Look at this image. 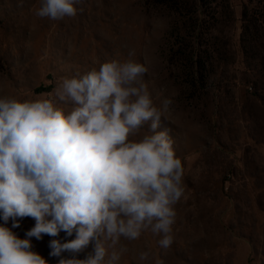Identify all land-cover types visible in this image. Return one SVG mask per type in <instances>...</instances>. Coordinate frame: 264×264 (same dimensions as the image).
<instances>
[{
    "label": "rangeland",
    "instance_id": "374dc122",
    "mask_svg": "<svg viewBox=\"0 0 264 264\" xmlns=\"http://www.w3.org/2000/svg\"><path fill=\"white\" fill-rule=\"evenodd\" d=\"M224 4L205 8L215 25L202 28L201 42L216 41L219 49L210 77L196 83L190 63L172 53L175 30L196 17L191 9L178 12L154 0H79L74 17L51 20L36 15L40 0H0V98L53 99L67 114L71 105L54 97L64 78L132 59L147 68L142 79L154 105L172 100L157 131H168L184 170L173 243L161 248L150 229L135 240L121 237L117 249L127 251L117 264H264V0ZM244 10L254 27L243 37ZM218 12L225 15L216 22L211 16ZM147 132L145 125L130 139ZM34 225L25 217L18 228L11 220L5 226L24 239ZM74 238L64 232L33 237L32 250L58 264L60 258L49 255L50 240ZM94 246L76 258L86 259ZM144 251L149 258L141 261Z\"/></svg>",
    "mask_w": 264,
    "mask_h": 264
},
{
    "label": "clouds",
    "instance_id": "9594fccd",
    "mask_svg": "<svg viewBox=\"0 0 264 264\" xmlns=\"http://www.w3.org/2000/svg\"><path fill=\"white\" fill-rule=\"evenodd\" d=\"M77 3L40 0L36 15L74 17ZM146 72L132 59H113L64 78L54 97L71 105L67 114L53 99L0 98V264H48L31 238L61 232L75 238L50 240L58 264H117L127 251L117 249L121 237L135 240L148 229L161 248L172 245L184 170L168 131H157L172 100L154 105ZM145 125L146 134L130 139ZM25 217L35 225L21 239L5 225L18 228ZM92 241L94 253L77 259ZM148 258L147 251L139 255Z\"/></svg>",
    "mask_w": 264,
    "mask_h": 264
},
{
    "label": "trees",
    "instance_id": "16d2710c",
    "mask_svg": "<svg viewBox=\"0 0 264 264\" xmlns=\"http://www.w3.org/2000/svg\"><path fill=\"white\" fill-rule=\"evenodd\" d=\"M156 3L164 5L167 8L175 9L178 12L182 10L191 9L192 13L196 15L195 18L183 20L180 27L175 30V40L173 43L172 53L174 57L176 56L178 60H184L186 63H190V68L192 69L193 78L196 83L201 82L204 78L210 77L209 68L213 64L212 60H217L215 51L219 49L216 41L211 44L202 43L201 39L203 37L204 30L207 25H215L208 20V16H205V8L212 6L218 9H222L225 2L228 0H154ZM202 14L204 15L203 17ZM218 15L211 16V18L218 22L222 17V12H218ZM230 17V16H229ZM227 16V18H229ZM243 18V37L246 35L248 30L253 26L254 21L246 10L242 12ZM197 29H200L197 31ZM184 42H188V46L184 48ZM179 47V48H177ZM250 46L243 44L244 49H248ZM214 48V50L212 49Z\"/></svg>",
    "mask_w": 264,
    "mask_h": 264
}]
</instances>
